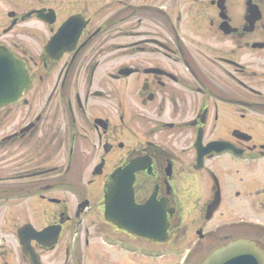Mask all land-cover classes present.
<instances>
[{"label": "flooded vegetation", "instance_id": "flooded-vegetation-1", "mask_svg": "<svg viewBox=\"0 0 264 264\" xmlns=\"http://www.w3.org/2000/svg\"><path fill=\"white\" fill-rule=\"evenodd\" d=\"M0 49L29 83L0 108V264L264 250V0H0ZM133 165L166 242L106 220Z\"/></svg>", "mask_w": 264, "mask_h": 264}, {"label": "water", "instance_id": "water-1", "mask_svg": "<svg viewBox=\"0 0 264 264\" xmlns=\"http://www.w3.org/2000/svg\"><path fill=\"white\" fill-rule=\"evenodd\" d=\"M28 86L24 68L10 53L0 49V108L18 102L23 89ZM135 172L134 165L128 166L113 175L108 183L106 220L131 234L166 242V220L151 212L149 204L137 206L134 203ZM200 264H264V251L251 240L239 239L218 247Z\"/></svg>", "mask_w": 264, "mask_h": 264}, {"label": "rangeland", "instance_id": "rangeland-1", "mask_svg": "<svg viewBox=\"0 0 264 264\" xmlns=\"http://www.w3.org/2000/svg\"><path fill=\"white\" fill-rule=\"evenodd\" d=\"M0 126H1V121H0ZM2 136V133H0V137ZM92 218L98 222V218L100 217L99 214H93V212L90 213ZM102 218V217H101ZM166 261V262H165ZM155 260L154 264H175V260L170 259V260Z\"/></svg>", "mask_w": 264, "mask_h": 264}]
</instances>
